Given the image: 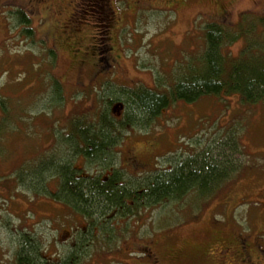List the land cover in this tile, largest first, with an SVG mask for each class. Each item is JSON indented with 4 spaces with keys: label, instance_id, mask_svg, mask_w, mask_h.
I'll return each mask as SVG.
<instances>
[{
    "label": "rangeland",
    "instance_id": "374dc122",
    "mask_svg": "<svg viewBox=\"0 0 264 264\" xmlns=\"http://www.w3.org/2000/svg\"><path fill=\"white\" fill-rule=\"evenodd\" d=\"M113 1L108 0L110 7ZM129 1L140 4L126 9L121 3L126 10L118 8V15L107 16L119 18L111 41L107 40L108 23L99 18L106 17L96 14V20L79 13L74 22L76 33H84L83 56L80 52L73 56L72 49L63 46L59 27L45 28L48 22L60 25L59 16L66 15L69 0H53L54 12L47 14L51 16L47 21L46 12L36 9L32 25L37 38L56 50L53 61L44 45L30 44L14 17L0 14V264L12 263L24 233L35 239L48 257H62L74 249L72 243L80 234L76 230L84 227L82 218L47 196L34 194L35 190H22L14 179L23 170L35 169L38 160L47 162L54 152L70 157V149H62L66 138L62 134L68 125L71 130L90 120L108 98L107 111L120 115L123 90L152 89L156 80L168 84L188 60L191 64L198 61L205 26L212 20L232 28L242 21L247 31V24L264 16V0ZM83 3L86 6L79 10L87 13L83 8H90V0ZM68 30L65 35H71ZM248 38L264 40V34L250 32ZM243 45V39L238 38L225 52L237 56ZM101 52L110 63L102 70L105 59ZM230 125L237 129L242 153L224 150L238 171L208 200L201 206L193 201L186 204L189 196L142 212L139 222L123 221L119 228L125 236L120 241L105 251L93 247L77 264H220L218 248L231 247L232 260L239 241L249 244L251 253L258 243L255 238L264 247L263 103L243 104L238 95L178 101L146 129L123 128L121 143L110 149L119 153L109 164H122L134 173L164 169L174 158L213 145ZM58 146L62 148L58 150ZM211 151L214 154V148ZM88 161L78 157L73 165L82 173L101 171L100 164ZM49 182L50 189L55 188L56 180ZM23 183L30 184L25 179Z\"/></svg>",
    "mask_w": 264,
    "mask_h": 264
},
{
    "label": "trees",
    "instance_id": "16d2710c",
    "mask_svg": "<svg viewBox=\"0 0 264 264\" xmlns=\"http://www.w3.org/2000/svg\"><path fill=\"white\" fill-rule=\"evenodd\" d=\"M7 15L16 19V27L26 33L32 46L44 45L50 60L56 59V50L47 46L43 38H36L23 14ZM241 22L232 28L221 20H212L205 26L204 47L198 61L191 64L188 60L179 74H172L166 85L156 80L152 89L123 90L125 102L120 103V115L109 113L110 99H104L102 108L90 120L77 123L71 130L68 125L62 134L66 135L64 148L58 146L57 149H70V157L54 152L47 162L38 160L35 169L23 170L22 174L14 176L22 190H35L34 194L47 196L77 213L84 221V227L76 230L80 234L72 243L74 249L57 258L48 257L36 240L24 233L11 264H77L93 247L105 251L120 241L125 236L119 228L121 222L128 223L130 219L139 222L142 212L182 202L189 196L186 204L193 201L201 206L238 171L237 165L232 166L225 153L226 148L231 154L242 153L241 140L232 125L226 130L223 128L213 145L174 158L171 166L164 169L130 174L121 165L109 162L119 153L110 149L121 143L123 128L146 129L164 109L178 101L192 103L203 96L238 95L243 104H264V40L248 38L250 32L264 34V16L254 24H247V31L246 26L242 28L245 23ZM112 36L109 34L110 41ZM238 38L243 39L244 45L237 56L230 57L225 48ZM108 44L106 48L112 49ZM101 54L105 59L102 70L108 66H105V55ZM160 87L162 90L156 89ZM78 157L100 164L101 171L82 173V169L73 165ZM51 178L56 180L53 189L49 187ZM23 179L30 184L25 186ZM82 251L85 252L79 256Z\"/></svg>",
    "mask_w": 264,
    "mask_h": 264
},
{
    "label": "flooded vegetation",
    "instance_id": "af4514ba",
    "mask_svg": "<svg viewBox=\"0 0 264 264\" xmlns=\"http://www.w3.org/2000/svg\"><path fill=\"white\" fill-rule=\"evenodd\" d=\"M80 1V3L77 5V3ZM174 0H171L173 2ZM84 0H69L68 4L66 5V15H61V22L54 24L56 21L53 22H48L45 24V28L52 29L53 27H59V32H60V40L61 43L64 44L67 47H70L72 49V55L77 56L82 53V56L84 55V52H81L82 49L86 48L84 46L83 41L85 42V38L83 36L84 33H76L78 30L75 29V22L76 17L79 16L80 14H85V15H91L96 20H99L98 17L95 15H103L106 17V19L101 18L103 21H105L107 24V27L109 28L108 33L111 34L114 31V26L118 23L119 18H108L107 16L115 17L118 15V11L120 9L126 10L130 5L133 7H137L139 2L135 1L131 3V1L127 2V0H114L111 3V7L108 4V0H90V8H83L87 13L84 11H80L79 8L80 6H86L85 3H83ZM149 2V1H148ZM123 3L124 5H119ZM130 3V4H129ZM138 3V4H137ZM170 3V2H169ZM142 5H145L144 3H141ZM143 7V6H142ZM139 8V7H138ZM36 9L41 11V12H46L45 20L47 21L48 18L51 16H48L49 14H52L54 12L53 10V0H0V14L5 13V14H10V13H16V14H23L30 22V27L36 33V27L32 25L33 23V15L34 12H36ZM44 9V11L40 10ZM48 14V15H47ZM53 15V14H52ZM89 17V19H91ZM42 17H40L41 19ZM107 20H110L109 22ZM81 24V23H80ZM86 27H88V22L86 20ZM95 27V25H94ZM97 27V26H96ZM80 28V27H79ZM69 29V30H68ZM86 29V28H85ZM84 29V31H85ZM70 32L71 35H65V31ZM83 31V32H84ZM80 32H82L80 30ZM67 33V32H66ZM39 38V37H38ZM110 38L107 37V40ZM40 40V38H39ZM102 40V39H101ZM101 41L99 42L98 47H100ZM96 45V46H97ZM80 49H78V48ZM83 47V48H82ZM69 50V49H68ZM110 63L108 60L105 61V66H109ZM122 166V164H121ZM123 167V166H122ZM128 168V166H127ZM126 172L130 171V174H138L134 173L131 171V169L123 168ZM139 172V171H138ZM145 171L139 172L143 173ZM129 173V172H128ZM255 241L258 242L257 245H254V253H251L248 251L247 248L249 244H246V242L239 241V250L237 249L238 253L234 256V258L231 260L230 256L231 253L234 251L231 249L229 246H224L222 248H218L217 254L219 255V258L217 260L221 261L220 264H264V247L260 246L261 242H259L256 238ZM210 255V254H209ZM211 259L213 257L210 255Z\"/></svg>",
    "mask_w": 264,
    "mask_h": 264
},
{
    "label": "water",
    "instance_id": "95a60500",
    "mask_svg": "<svg viewBox=\"0 0 264 264\" xmlns=\"http://www.w3.org/2000/svg\"><path fill=\"white\" fill-rule=\"evenodd\" d=\"M118 107H119V105H118Z\"/></svg>",
    "mask_w": 264,
    "mask_h": 264
}]
</instances>
